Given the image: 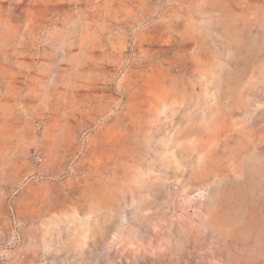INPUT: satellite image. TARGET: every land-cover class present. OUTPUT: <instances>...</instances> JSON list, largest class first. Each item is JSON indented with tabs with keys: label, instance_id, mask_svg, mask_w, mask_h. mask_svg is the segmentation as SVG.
<instances>
[{
	"label": "rangeland",
	"instance_id": "374dc122",
	"mask_svg": "<svg viewBox=\"0 0 264 264\" xmlns=\"http://www.w3.org/2000/svg\"><path fill=\"white\" fill-rule=\"evenodd\" d=\"M0 264H264V0H0Z\"/></svg>",
	"mask_w": 264,
	"mask_h": 264
}]
</instances>
